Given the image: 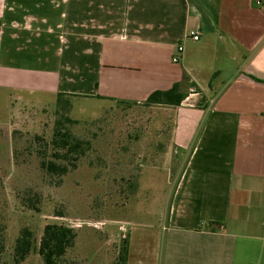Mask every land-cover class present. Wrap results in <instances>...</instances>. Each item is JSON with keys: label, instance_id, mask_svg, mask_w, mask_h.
Returning <instances> with one entry per match:
<instances>
[{"label": "crops", "instance_id": "0c3cea01", "mask_svg": "<svg viewBox=\"0 0 264 264\" xmlns=\"http://www.w3.org/2000/svg\"><path fill=\"white\" fill-rule=\"evenodd\" d=\"M175 83L172 144L190 151L152 260L264 264V0H0L14 113L60 93L141 104Z\"/></svg>", "mask_w": 264, "mask_h": 264}, {"label": "rangeland", "instance_id": "374dc122", "mask_svg": "<svg viewBox=\"0 0 264 264\" xmlns=\"http://www.w3.org/2000/svg\"><path fill=\"white\" fill-rule=\"evenodd\" d=\"M64 99H68L65 98ZM26 105L14 113L0 91V264H16V239L23 228L34 247L20 264H45L40 239L48 223L73 227L77 237L61 264H114L120 251L160 253L164 228L189 149L172 144L174 108L124 101L79 100L63 109ZM90 141L77 167L49 173L58 119ZM63 161V160H58ZM121 263V262H120Z\"/></svg>", "mask_w": 264, "mask_h": 264}, {"label": "trees", "instance_id": "16d2710c", "mask_svg": "<svg viewBox=\"0 0 264 264\" xmlns=\"http://www.w3.org/2000/svg\"><path fill=\"white\" fill-rule=\"evenodd\" d=\"M185 98L180 83H175L170 89L155 90L143 104L148 105H171L179 106ZM58 106L69 109L72 106L70 99H64L63 94L58 95ZM75 122L74 119L65 115L64 119H58L54 128V134L50 142L52 157L54 159H43L42 167L49 173L63 175L71 168L77 167V162L90 146V141L77 137L69 128L65 127L66 122ZM63 160V161H58ZM212 222L205 223L204 227L212 229ZM220 226L219 224H217ZM77 233L73 227L64 224L48 223L45 225L40 239L39 254L45 264H61L67 250L74 245ZM34 233L25 227L21 230L16 239L14 261L16 264L23 262L34 247ZM128 248L120 251L114 264H126ZM121 262V263H120Z\"/></svg>", "mask_w": 264, "mask_h": 264}, {"label": "built area", "instance_id": "2783aa9c", "mask_svg": "<svg viewBox=\"0 0 264 264\" xmlns=\"http://www.w3.org/2000/svg\"><path fill=\"white\" fill-rule=\"evenodd\" d=\"M189 36L194 40H198L200 38V33L198 31H191L189 33ZM183 50H184L183 45L182 44L178 45V52L173 57L174 62H178L181 59V54Z\"/></svg>", "mask_w": 264, "mask_h": 264}]
</instances>
